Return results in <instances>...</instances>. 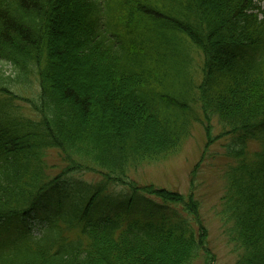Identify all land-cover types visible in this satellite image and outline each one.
Masks as SVG:
<instances>
[{"label":"trees","instance_id":"16d2710c","mask_svg":"<svg viewBox=\"0 0 264 264\" xmlns=\"http://www.w3.org/2000/svg\"><path fill=\"white\" fill-rule=\"evenodd\" d=\"M33 81L34 95L17 92ZM213 117L224 129L214 137ZM194 122L207 145L233 137L220 213L241 249L235 264H264V12L256 0H0V264H189L199 251L214 264L191 193L131 184L182 206L192 221L148 209L141 219L111 217L95 207L106 181L128 184L129 168L177 152ZM251 141L259 144L252 152ZM52 148L66 162L54 177ZM81 169L104 181L75 203L50 202L62 178ZM49 202L33 233L26 219Z\"/></svg>","mask_w":264,"mask_h":264},{"label":"rangeland","instance_id":"374dc122","mask_svg":"<svg viewBox=\"0 0 264 264\" xmlns=\"http://www.w3.org/2000/svg\"><path fill=\"white\" fill-rule=\"evenodd\" d=\"M260 9L264 12V0H256ZM69 8L70 12L73 9ZM75 26L73 30H75ZM68 27H64V39L63 42L68 45L70 34L67 33ZM4 71L9 74H13L9 65H4ZM198 76V73L196 74ZM33 79V78H32ZM34 82V81H33ZM36 82L34 86L24 87L19 86L16 89L22 96L34 95L33 92L36 88ZM98 87L90 86L85 91L90 93L96 92ZM26 89V90H25ZM21 106V111L25 116L34 117L33 112L29 105L23 102L17 103ZM197 110V107L195 108ZM199 116H201L200 110H197ZM127 115V111H122L120 116L116 115L115 122ZM212 124V136L219 135L224 129L216 117L211 119ZM121 127H125L126 133L134 134V130L127 129L126 124L121 123ZM112 128L109 127L106 132L108 140L111 139ZM190 134L183 140L179 150L166 157H162L155 161L144 162L134 167L129 168L125 181L128 184L121 185L120 183H114L112 185L107 184L101 192V198H99L95 204L98 211H101L103 215L111 216L116 214H122L125 218L128 213L131 218H140L144 213V209H148V213L157 216L160 219V215H169L171 211H174L177 216H184L180 207H176L172 204H162L155 196L150 194H143L139 191H133L131 184L140 188L147 184H153L155 187H163L168 190H174L181 194L191 193L194 195L195 200L199 203L198 214L199 218L204 225L207 232L206 246L210 252L214 255V264H235L238 260V256L241 253V249L235 246V243L229 240L226 235V228L230 224H224V219L220 213L221 210V197L225 193L227 188V180L224 178V172L229 167V164L233 162L232 158L227 155V146L232 145L231 135L222 136L214 139L209 145L205 144L207 133L201 123L194 122ZM127 139V134L125 135ZM259 147L258 142L251 141L249 144V151H255ZM46 156V163L48 165L47 173L54 177L64 169L66 162H63L61 151L52 148L48 149ZM195 165V167H194ZM194 167V168H193ZM95 169H97L95 167ZM196 170L192 177V171ZM104 176L102 172L98 170L93 171L90 169L76 170L66 174L62 178L61 191L54 193L50 196L51 201L62 198L63 202H77L80 196L87 195L89 192L94 191L96 186L100 185ZM105 183V182H104ZM65 187V188H64ZM60 195V197H58ZM140 197L144 199H140ZM56 201V200H55ZM47 203V205L37 208L34 211L32 217H29L26 221L27 224L33 229V233H40L44 224L41 220L42 216L50 214L52 206L56 204ZM151 205H146V203ZM44 203V202H43ZM42 203V204H43ZM172 219V218H171ZM78 234V233H77ZM76 232H71L70 239L75 238ZM204 253L199 251L196 258L189 264H206Z\"/></svg>","mask_w":264,"mask_h":264},{"label":"bare ground","instance_id":"6f19581e","mask_svg":"<svg viewBox=\"0 0 264 264\" xmlns=\"http://www.w3.org/2000/svg\"><path fill=\"white\" fill-rule=\"evenodd\" d=\"M106 183L107 184H110V185H112V184H114V182L112 181H106ZM106 184V185H107ZM122 185V184H121ZM99 201V200H98ZM97 201V202H98ZM96 202V203H97ZM172 205H174V206H176V207H180L181 208V210L183 211V213H184V216L182 217V216H177L176 214H175V212L174 211H171V213L169 214L170 216H171V218L172 219H177V218H184V219H186V220H188V221H192V218H193V216H192V214H190V213H188V212H186L183 208H182V206H180V205H178V204H174V203H171Z\"/></svg>","mask_w":264,"mask_h":264}]
</instances>
